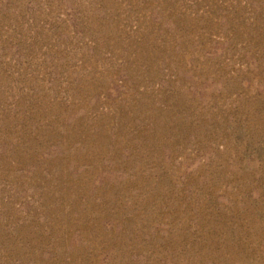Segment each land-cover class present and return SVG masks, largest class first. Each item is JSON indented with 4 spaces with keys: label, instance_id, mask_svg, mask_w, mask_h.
I'll return each mask as SVG.
<instances>
[{
    "label": "rangeland",
    "instance_id": "obj_1",
    "mask_svg": "<svg viewBox=\"0 0 264 264\" xmlns=\"http://www.w3.org/2000/svg\"><path fill=\"white\" fill-rule=\"evenodd\" d=\"M0 264H264V0H0Z\"/></svg>",
    "mask_w": 264,
    "mask_h": 264
}]
</instances>
